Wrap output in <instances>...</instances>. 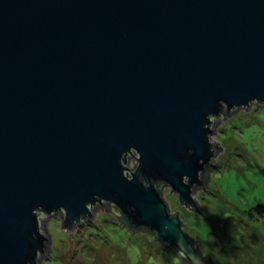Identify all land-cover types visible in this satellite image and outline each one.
Instances as JSON below:
<instances>
[{
	"label": "water",
	"instance_id": "obj_1",
	"mask_svg": "<svg viewBox=\"0 0 264 264\" xmlns=\"http://www.w3.org/2000/svg\"><path fill=\"white\" fill-rule=\"evenodd\" d=\"M263 102L264 0H0V264H41L47 217L69 231L110 202L214 264L162 188L217 224L193 197L215 126Z\"/></svg>",
	"mask_w": 264,
	"mask_h": 264
},
{
	"label": "rangeland",
	"instance_id": "obj_2",
	"mask_svg": "<svg viewBox=\"0 0 264 264\" xmlns=\"http://www.w3.org/2000/svg\"><path fill=\"white\" fill-rule=\"evenodd\" d=\"M219 118L212 139L222 150L209 167L206 186L193 193L219 226L208 224L203 215L182 204L169 186L162 188L164 197L171 213L179 211L185 233L202 239L205 245L199 246L215 264H264V217L249 213L256 204H264V102ZM110 205L109 211L103 205L94 208L93 219L85 218L69 231L62 227L59 212L47 217L45 227L53 242L40 263L187 264L176 249L149 231H131L118 218L116 205Z\"/></svg>",
	"mask_w": 264,
	"mask_h": 264
},
{
	"label": "trees",
	"instance_id": "obj_3",
	"mask_svg": "<svg viewBox=\"0 0 264 264\" xmlns=\"http://www.w3.org/2000/svg\"><path fill=\"white\" fill-rule=\"evenodd\" d=\"M208 181H209V178H210V176L208 175V176H206L205 177ZM256 213V214H259V215H261V216H263L264 217V204L263 203H258V204H256V206L255 207H253L252 209H250V211H249V213H250V215H253V213ZM176 213H172V215H175ZM120 219H121V221H123V223L125 224V220H124V218H122L121 216H120ZM126 225V224H125ZM190 238H191V240L193 241V242H195V243H197V244H199V245H201L200 244V239H195L193 236H191L190 235ZM200 249L202 250V253L204 254V255H206V256H208V257H210L211 258V256L210 255H208V254H205L204 253V251H203V249L200 247ZM178 252H179V250H178ZM180 253V252H179ZM211 260H212V262L214 263V261H213V259L211 258ZM187 264H188V261H185ZM215 264V263H214Z\"/></svg>",
	"mask_w": 264,
	"mask_h": 264
},
{
	"label": "clouds",
	"instance_id": "obj_4",
	"mask_svg": "<svg viewBox=\"0 0 264 264\" xmlns=\"http://www.w3.org/2000/svg\"><path fill=\"white\" fill-rule=\"evenodd\" d=\"M190 176L188 175V174H185V175H183V177H182V181H183V183L185 184V185H187L189 182H190ZM225 218H227V217H225Z\"/></svg>",
	"mask_w": 264,
	"mask_h": 264
}]
</instances>
